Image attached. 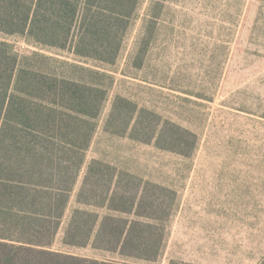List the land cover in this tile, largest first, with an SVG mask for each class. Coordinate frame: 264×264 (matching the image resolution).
Here are the masks:
<instances>
[{"label": "trees", "instance_id": "16d2710c", "mask_svg": "<svg viewBox=\"0 0 264 264\" xmlns=\"http://www.w3.org/2000/svg\"><path fill=\"white\" fill-rule=\"evenodd\" d=\"M142 2L0 0V34L93 63L41 52L20 57L0 40V264H155L160 259L165 228L158 200L143 195L140 184L125 182L131 174L112 165L90 163L65 223L108 98L105 82L112 84L104 67L117 63ZM165 3L153 0L140 51L149 47L161 21L155 12ZM106 127L182 155L195 148L192 134L121 96ZM78 249L94 256L73 252Z\"/></svg>", "mask_w": 264, "mask_h": 264}, {"label": "rangeland", "instance_id": "374dc122", "mask_svg": "<svg viewBox=\"0 0 264 264\" xmlns=\"http://www.w3.org/2000/svg\"><path fill=\"white\" fill-rule=\"evenodd\" d=\"M152 2L143 0L117 63L104 67L112 84L105 82L108 98L65 223L98 160L158 200L165 242L155 264H264V0H166L140 51ZM0 40L20 57L41 52L93 64L22 36ZM118 96L192 134L194 150L182 155L113 134L106 123Z\"/></svg>", "mask_w": 264, "mask_h": 264}]
</instances>
